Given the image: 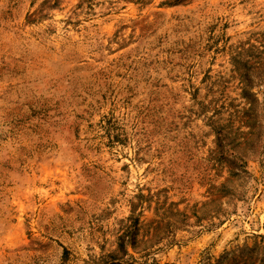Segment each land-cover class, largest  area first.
<instances>
[{"label": "rangeland", "instance_id": "rangeland-1", "mask_svg": "<svg viewBox=\"0 0 264 264\" xmlns=\"http://www.w3.org/2000/svg\"><path fill=\"white\" fill-rule=\"evenodd\" d=\"M0 264H264V0H0Z\"/></svg>", "mask_w": 264, "mask_h": 264}, {"label": "trees", "instance_id": "trees-1", "mask_svg": "<svg viewBox=\"0 0 264 264\" xmlns=\"http://www.w3.org/2000/svg\"><path fill=\"white\" fill-rule=\"evenodd\" d=\"M183 0H173L174 3H180Z\"/></svg>", "mask_w": 264, "mask_h": 264}]
</instances>
